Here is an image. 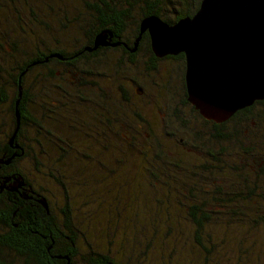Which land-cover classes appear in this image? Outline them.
I'll list each match as a JSON object with an SVG mask.
<instances>
[{
	"label": "trees",
	"instance_id": "1",
	"mask_svg": "<svg viewBox=\"0 0 264 264\" xmlns=\"http://www.w3.org/2000/svg\"><path fill=\"white\" fill-rule=\"evenodd\" d=\"M114 1L0 0V23L8 26L6 32L10 37L7 40L0 35V46L7 44L14 50L4 55V61L0 58V264H139L137 258L124 257V251L146 254L153 250L160 251L158 264L161 261L208 264L214 252L221 251L219 248L228 241L237 244L239 240L229 233L236 226L244 230L250 228L249 234L253 236L250 248L238 251L236 257L241 260L242 252L254 255L253 264H264V205L257 210L248 196L240 194L241 204L237 208L229 206L231 196L217 193L222 192L221 186L214 187L209 194L205 186L198 183L197 179L211 172L206 164L190 165L184 159L186 153L195 161V156L199 160L204 158L203 145L208 144L206 148H209L212 143L221 144L213 149L220 159L223 143L242 142L241 134L236 128L230 129L229 123L237 117L251 116L255 104L264 103V98L215 122L202 117L188 102L184 86V102L189 104L198 122L189 120L177 106L172 107V98L164 111L163 122L154 111L150 121L133 111L131 114L141 126L133 123L125 132L108 117L102 124V116L121 115L115 104L122 106L131 97H142L146 70L153 69L157 59H161L151 51L147 31L140 32L141 19L155 16L173 23L190 16L200 0H167L168 8L164 7V0H141L137 5L125 0L127 6L125 2L118 6ZM77 5L79 8L73 9ZM170 12L173 18L164 19ZM101 34L108 44L94 47L95 37ZM26 36L30 41L27 46L20 44ZM141 48L148 54L142 61L144 69L138 65L135 69L130 66L122 69L124 61L136 64V54ZM107 49L120 50L123 54L116 64L112 63L114 67L103 63L99 54L100 50ZM165 57L182 60L184 55L179 52L162 58ZM99 71L97 79L94 75ZM111 87L119 91L120 98L112 93L107 97L102 94ZM90 93L104 102L96 98L104 113L95 109ZM66 104L77 106L78 113L73 120L65 122V132L87 123L95 128L90 137L96 133L97 141L83 143L86 146L82 145L81 164L95 173L93 181L97 184L92 189L103 195V198L99 195L96 204L105 200L114 208L113 216L117 218L122 216L123 209L134 206L147 213L141 219L130 221L138 232L132 238L134 242L129 244L127 233L121 231L125 242L120 238L114 246L112 243L113 251L109 250V243L106 242V248H100L99 239L93 241L99 237L95 235L96 220L93 219L85 233L77 226V216L67 194L51 195L43 181H37L35 187L19 166L22 159L28 158L34 169H40L46 162L60 168L63 164L60 160L69 152L70 144L60 136L59 127L60 107ZM203 127L209 128L210 135ZM164 134L174 135L176 140L183 138L193 151L183 152L179 144L168 142ZM243 151L250 155L247 148ZM45 169L44 175L67 193L60 174L52 172L48 166ZM13 186L15 189L11 190ZM41 198L45 207L38 202ZM234 200L237 202V195ZM212 205L218 208L209 209ZM98 212L101 218L107 216L100 208ZM222 218L225 228L216 237L214 234L219 229L215 222ZM231 231L239 233L236 229ZM179 233H185L180 241ZM169 236L175 237L169 241ZM156 239L158 246L151 248ZM192 250L196 251L194 255ZM217 258L221 257L216 256L218 261Z\"/></svg>",
	"mask_w": 264,
	"mask_h": 264
},
{
	"label": "rangeland",
	"instance_id": "2",
	"mask_svg": "<svg viewBox=\"0 0 264 264\" xmlns=\"http://www.w3.org/2000/svg\"><path fill=\"white\" fill-rule=\"evenodd\" d=\"M129 1L137 5L139 3H142L143 0ZM164 1L166 2L164 7L168 8L167 0ZM114 2H116L118 6H122L125 0H115ZM127 4L128 3L125 2L126 6ZM76 7L79 8V5L74 6L73 9ZM195 10H192L191 14L189 15L191 16L195 12ZM131 12L137 13V10H132ZM173 16L174 15L172 14V12H170L166 13L163 18L171 20ZM7 28V25H5L4 23H0V35L3 38L9 40L10 37H8V33L6 32ZM125 35L127 34H124L123 36ZM20 41H22V43L20 42V44L22 45L27 46L28 44H30L29 36H26ZM13 52L14 50L7 46V44L2 43V46H0V58L3 61L4 55H10ZM99 54L101 56V59H103V63H106L110 66H113L112 63L114 62L116 64L117 60L120 59V56H123L120 50L114 49H107L102 51L100 50ZM136 55V60H138L136 64H127L124 61L122 63L124 68L122 69L126 70L129 66L130 68L135 69L136 65L139 66L138 68L142 67L144 69V64L142 63V61L143 59L148 57L147 51L141 48V50ZM162 57L159 60L157 59L156 66L153 69L146 70L147 73L145 74L146 77L144 78L145 88L143 87L142 97H131L129 99L130 101L126 100L122 106L121 104H115V108L117 107L119 109L121 115L118 117L115 115V118L109 115L102 116V124H104V118L108 117V119L111 120L112 124L122 127L123 131L126 132L129 129V126L137 122L136 117L131 114V112L133 113V111L144 115V117L147 118L148 121L153 119L152 111H154L155 113H157V117L160 116L159 119H162L163 122V117L165 116L164 111L170 104L169 99L172 98L174 100L172 107L177 106L180 111L182 110V112L188 116L189 120H191L192 122H198L197 116L192 113L189 104L184 102L182 95V91L184 89V60H180L178 59V57ZM100 73L101 71H99L96 76L94 75V77L98 79L100 77ZM109 86H111L110 83ZM118 92L119 91L114 90V87H111L107 91L102 92V94L107 97L112 93L113 96L120 98ZM96 93L98 94L97 90ZM96 98L97 97L94 93H90L89 99L95 109L99 110L101 113H104V108H101V106L96 103V100L98 99ZM98 101L100 103H104L100 99H98ZM76 108L78 107L75 105L71 106L69 104L60 107V116L62 118L59 126L62 129L60 136L66 138L70 142L68 146L69 152L64 158H62V160H60L63 163L60 165V168L53 162H46L43 163L40 169H34L33 164L30 163L28 158L22 159L19 166L25 172V176H27L30 182L34 183L35 187L38 186L37 181H43L45 182L43 183V185L46 184V186L49 187V189H47L46 191L52 193L51 195L63 197L61 194H67L66 198L69 200V202H71L72 208L77 216V226L85 233L87 232L88 228L91 227L93 219L96 220V222L94 223L95 235L99 237L93 239V241L95 242L97 239H99L100 248H104L107 242L110 244L108 245L109 250L113 251L112 247L116 244L118 239L122 238V241L125 242L124 238L121 235V231H125V233H127L126 237H128L129 239V244L130 241H133V236L136 237V235H138V232L135 231L130 221H134V219H141V217L143 215H146L147 213L142 208L139 209L138 206H134L132 207V209H123V207H121L123 209L122 216L117 218L113 216L114 208L108 206L105 200L102 201L103 205L96 204L99 195L101 198H103V195L100 194V191L92 189L93 186L97 184V181L96 183L93 181L95 173H91L88 168L82 166L81 164V160L84 157L82 145L86 146L83 143L87 140L94 142L97 141L95 138L96 133L93 135V137H90V134L93 133L95 128L87 123L83 126L76 125L74 130L65 132V122L73 120L74 114L78 113V110ZM251 112V116L243 118L237 117L234 119L233 123H229L230 129L236 128V132H239L241 134L240 140L242 142H237V144L235 145L233 142H230V144L223 143V149L226 148V150L225 152H223V149L221 150L219 154L220 159L217 158V154L215 155L213 149H216L217 147L219 148L221 144L212 143V145H209V148H206L208 144L203 145L204 150L202 157L204 158H201L199 160L195 156V161L185 152L193 151V147L191 145H188L187 141L183 140V138L176 140L174 135L171 136L169 134H164V136L168 142L174 144L173 141H175L176 144L180 145L181 150L186 153V157L184 158L187 161L186 164L193 165L194 163L202 162L203 164H206L207 170H211V172H209L204 178L197 179L200 185L205 186L209 194L213 192L214 187L217 186L219 188L221 186L222 192L217 193L221 194L223 197H228V195L231 196V204L229 206L237 208L241 204V201L238 199V197L240 194H244V196H248L252 200V202L254 203V207H257V210H261L259 206L263 207L261 205H264V103L255 104ZM160 120L158 121L159 123ZM137 125L141 126V123L137 122ZM203 128L205 132L210 135L208 131L209 128ZM154 130L157 129L155 128ZM52 131L55 132V130ZM190 139L194 141L193 138ZM245 148L248 149V152L250 151V155L244 153L243 149ZM46 166L50 167L52 172L54 171V173L56 172V174H60L65 184L67 193L64 191V189H62V186L58 185L51 177L44 175ZM63 173L69 174L64 175ZM244 178L246 179V182L243 181ZM81 181H83L84 184ZM236 195L237 202L234 200ZM95 204L98 207H95ZM216 207L217 206L212 205L208 208L212 209ZM99 208L106 212L107 216L101 218L98 212ZM229 211L231 212L232 210ZM224 221L225 219L223 218L222 221H220L219 219L216 220L215 224L219 230L216 234H214V236L219 237L220 230L225 228ZM235 229L237 230V232H239L238 234H235L231 231ZM235 229L233 227L229 233L230 235H234L239 240L237 244H234L232 240L228 241L226 246L224 245L219 248L221 251L214 252L215 255L211 257L208 264H253L255 258L254 255L248 256L240 252L239 255L241 256V260L236 257L238 251H247L246 247L250 248L251 242L253 240V236H250L251 234H249L250 228L244 230V228H242L241 226H236ZM99 232H101V235H99ZM114 233H116V236L114 235ZM184 234L185 233H179L178 235H180V237L177 235L179 241L180 238L184 236ZM174 237L175 236H169L168 240L171 241ZM239 237H241V239H239ZM108 240L111 241L108 242ZM158 244L159 242L156 239L155 244H153L151 248L157 247ZM236 247L241 248L238 249ZM129 252L131 254H128ZM195 252L196 251L193 250L191 251L193 255ZM115 254L116 256L118 255L117 257H119V252H116ZM123 256L131 257V259L137 258V260H140L139 264H158L161 254L160 251L154 250L146 251V254H142L141 251H124ZM216 256H220L222 259L217 258V261ZM172 259L170 261H172ZM223 260L224 263L222 262ZM262 261L264 262V260ZM170 263L171 262H169V264ZM161 264L167 263L161 261ZM175 264H177V262H175Z\"/></svg>",
	"mask_w": 264,
	"mask_h": 264
},
{
	"label": "water",
	"instance_id": "3",
	"mask_svg": "<svg viewBox=\"0 0 264 264\" xmlns=\"http://www.w3.org/2000/svg\"><path fill=\"white\" fill-rule=\"evenodd\" d=\"M139 30L157 57L183 53L186 98L202 117L219 122L264 98V0H200L191 16H148ZM103 36L94 47L108 44Z\"/></svg>",
	"mask_w": 264,
	"mask_h": 264
},
{
	"label": "flooded vegetation",
	"instance_id": "4",
	"mask_svg": "<svg viewBox=\"0 0 264 264\" xmlns=\"http://www.w3.org/2000/svg\"><path fill=\"white\" fill-rule=\"evenodd\" d=\"M184 59V58H183ZM227 119V118H226ZM210 120V119H209ZM223 121V120H222ZM220 122V121H219Z\"/></svg>",
	"mask_w": 264,
	"mask_h": 264
}]
</instances>
